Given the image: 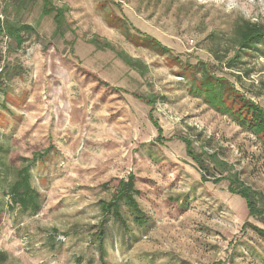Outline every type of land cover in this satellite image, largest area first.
Masks as SVG:
<instances>
[{
  "label": "rangeland",
  "instance_id": "rangeland-1",
  "mask_svg": "<svg viewBox=\"0 0 264 264\" xmlns=\"http://www.w3.org/2000/svg\"><path fill=\"white\" fill-rule=\"evenodd\" d=\"M242 17L264 22V0H0L2 21L35 29L21 44L0 36V161L35 158L42 199L34 214L5 197L0 264H264V216L224 179L264 199V136L190 93L202 62L226 83L231 109L264 107V55L226 66ZM130 173L142 226L126 205V226L100 207ZM12 177L0 175V197Z\"/></svg>",
  "mask_w": 264,
  "mask_h": 264
},
{
  "label": "trees",
  "instance_id": "trees-1",
  "mask_svg": "<svg viewBox=\"0 0 264 264\" xmlns=\"http://www.w3.org/2000/svg\"><path fill=\"white\" fill-rule=\"evenodd\" d=\"M49 3V2H47ZM51 5V4H50ZM45 12L51 14L54 12V6L46 7ZM59 15L55 16V21L58 20ZM35 30L33 26L22 25L15 27L4 22L0 18V36L7 35V33L17 39L18 44H21L23 37L22 31ZM214 36V35H213ZM147 40L155 43L156 47L163 51H168L169 48L164 46L158 39L147 35ZM231 48L227 50H235V55L232 59L227 61L226 66L228 68L237 67L236 58L240 56L242 52H249L250 50L260 51L264 55V22H255L250 19L240 18L235 22L233 32L230 38ZM2 58H0V78L2 77L3 67L1 66ZM199 67L201 77L200 80L193 79L190 86L192 89L190 93L194 96L201 97L205 103H208L214 109L224 114L230 115L241 127L249 130L251 133L257 136H264V107L258 102L251 99H246V103L241 110H234L227 104L226 98L229 94L226 83L221 77H216L204 66L201 62ZM91 73V72H90ZM260 91L258 95L264 96V75L259 82ZM152 120H154L152 118ZM155 124L158 122L154 120ZM161 130L160 126H157ZM187 142V149L189 153H192V142L190 139L182 137ZM6 149L0 144V157L4 155ZM198 157V163L204 173L203 169L208 165V161L201 155L194 154ZM216 156H214L215 158ZM35 158L21 167L12 168L9 163L0 161V175L7 176L12 174L13 177L10 179L7 188L3 189V196L0 197V223L3 220L4 214L7 209H14L18 207L20 210L31 213H38L42 208V199L40 192L36 189L33 184L32 175V164ZM227 167V163L220 162V166ZM213 166V168H216ZM229 180V190L231 192L241 194L247 201L251 216H264V199H262V193L253 190L248 186H244L242 181L235 179V176L227 175L224 179ZM221 180V179H220ZM140 193L136 187V181L133 174H129L128 178H122L118 181L117 190L109 200H101L100 207L102 214L107 218H114L123 226H126V217L123 213V205L128 207V210L133 215L134 222L139 226L146 224L147 219L144 210L140 206L137 195ZM8 196L7 209L3 205L5 197ZM258 233L264 238V228L255 227ZM104 231L102 230L97 236L96 240L99 241V248L103 255L107 254L106 247H104Z\"/></svg>",
  "mask_w": 264,
  "mask_h": 264
}]
</instances>
